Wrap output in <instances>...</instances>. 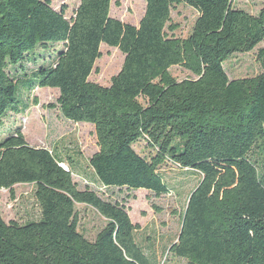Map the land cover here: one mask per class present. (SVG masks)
I'll use <instances>...</instances> for the list:
<instances>
[{
    "label": "trees",
    "instance_id": "1",
    "mask_svg": "<svg viewBox=\"0 0 264 264\" xmlns=\"http://www.w3.org/2000/svg\"><path fill=\"white\" fill-rule=\"evenodd\" d=\"M145 2L136 26L111 16L112 0H80L70 18L53 0H0V129L28 109L25 94L59 90L48 106L94 126L89 165L105 188L161 197L171 191L161 173L168 161L200 175L171 254L186 264H264V46L258 74L229 78L224 67L264 43V8L254 15L233 0ZM181 4L198 12L186 38L172 23ZM102 44L125 55L109 86L89 80ZM29 62L37 67L27 71ZM174 66L195 78L178 81ZM140 140L154 153H137ZM68 164L19 128L0 139V189L13 195L15 185L31 184L39 206L24 223L0 215V264H155L125 202L79 189ZM77 204L106 220L93 240L79 230Z\"/></svg>",
    "mask_w": 264,
    "mask_h": 264
},
{
    "label": "rangeland",
    "instance_id": "2",
    "mask_svg": "<svg viewBox=\"0 0 264 264\" xmlns=\"http://www.w3.org/2000/svg\"><path fill=\"white\" fill-rule=\"evenodd\" d=\"M233 1L236 8L244 9L254 15H258L264 8L262 0ZM79 2L80 0H53V7L60 10L63 6H67L66 15L70 18L74 15ZM145 8V0H112L110 14L124 23L137 26L145 13ZM197 17L198 12L185 4L173 8L172 23L176 27L174 34L186 38L192 31ZM262 46L264 43L250 53L236 54L228 59L224 67L229 78L258 74L261 67L256 56ZM100 51L101 57L96 61L89 80L102 86H109L112 77L121 70L125 55L118 48L105 44L101 45ZM43 62L39 59L38 64ZM35 67L37 64L29 62L27 71ZM170 72L178 81L195 78L191 72L180 66L172 67ZM58 97L59 90L54 88H37L30 94H25L24 98L29 103L28 109L20 115L11 114L5 118L4 125L0 129V139L14 128H19L29 144L57 152L66 165L73 164V179L79 189L89 188L96 191L103 199L125 202L128 212L132 213V222L139 225L135 232L136 240L146 254L152 257L155 264H186L185 260L171 254L169 248L178 238L181 216L191 192L200 181V175L182 170L168 161L161 167V173L171 189L168 194L156 197L146 190L121 191L116 188H105L89 165L90 157L98 151L94 126L68 121L58 108L49 107V104L56 103ZM34 98L38 99L37 105L34 103ZM133 147L142 156L154 153L144 140H140ZM70 158L73 162H70ZM76 210L79 213L80 232L90 240L95 239L106 220L86 205L77 204ZM0 215L6 222L24 223L37 219L39 206L34 186L15 185L13 195L7 189H0Z\"/></svg>",
    "mask_w": 264,
    "mask_h": 264
}]
</instances>
